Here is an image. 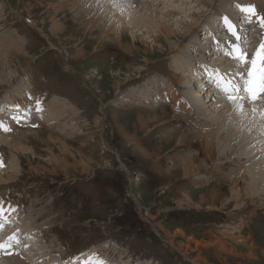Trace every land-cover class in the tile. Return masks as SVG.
Returning <instances> with one entry per match:
<instances>
[{
	"label": "rangeland",
	"instance_id": "374dc122",
	"mask_svg": "<svg viewBox=\"0 0 264 264\" xmlns=\"http://www.w3.org/2000/svg\"><path fill=\"white\" fill-rule=\"evenodd\" d=\"M248 1L259 6L258 1ZM234 2L226 0L221 8L226 17L238 11L241 18H235L236 28L243 36L239 23L244 15ZM61 4L60 0H0V67L6 63L0 103L11 112L17 108L14 112L27 118L18 125L15 119L0 116L4 219L17 225L9 226L11 233L18 231L16 237L28 234L24 236L27 241L16 243V254L26 264H264V197L247 200L246 182L235 190L227 180L236 166L218 155L207 160L200 152L199 137L209 133H205L207 122L195 119L199 105L203 99L207 111L216 109L222 96L212 97L221 92L215 80L213 90L206 84L198 97L194 88L208 80L205 72L211 76L223 67L217 61L215 70L202 66L198 46L211 53L214 39L219 42L223 36L228 51L235 46L226 25L221 33L216 27L224 18L217 12L212 18L213 13L204 7L174 6L182 13L171 16L166 25L175 34L183 26L173 21L194 22L190 14L207 9V17L198 20V39L192 37L195 29L183 39L166 40L162 35L161 44L152 46L155 35L161 36L154 32V21L168 20L146 17L150 12L144 4L129 14L137 24L132 30L137 31L135 42L128 30L120 41L110 34L101 37V30L89 31L86 22L79 21L81 17H73ZM124 19L127 23L128 18ZM146 22L155 27L151 33H145L149 31ZM205 26L211 28L205 31L212 43L198 44ZM252 26L248 33L253 35L256 28ZM253 36L250 46L260 47L264 38L260 41ZM120 42L132 51L123 53ZM187 43L189 48L184 46ZM219 56L215 54L216 59ZM182 76L188 84L180 83ZM193 76L202 80L190 82ZM182 98L192 106L185 109ZM62 99L73 110L49 125L45 116L53 111L52 103ZM255 103L264 106V95ZM219 117L217 110L208 116ZM235 120L226 119L225 125L234 126ZM253 130L250 135H260ZM257 160L264 165V152ZM10 164L15 175L9 174ZM212 191L218 199H210ZM234 192L240 193L241 200ZM8 206L16 211L9 212ZM19 225L24 229H18ZM237 229L240 232L235 233ZM7 230L0 224V241ZM248 235L250 240L242 242ZM38 249L41 252L35 257ZM29 252L31 258H27ZM13 253L4 257L11 260ZM14 262L20 264L17 259Z\"/></svg>",
	"mask_w": 264,
	"mask_h": 264
},
{
	"label": "bare ground",
	"instance_id": "6f19581e",
	"mask_svg": "<svg viewBox=\"0 0 264 264\" xmlns=\"http://www.w3.org/2000/svg\"><path fill=\"white\" fill-rule=\"evenodd\" d=\"M45 1H47V0H45ZM142 1H143V3H140L139 0H115V1L114 0H108V1L107 0H60V2L62 3L61 9H63V10L65 8L69 9V11L73 15V17H75L77 19L81 17L79 19V21L80 20L85 21L86 22L85 27L88 28L89 31L95 32V31L101 30L100 31L101 37L105 38V36H108L110 34V35L116 36L117 41L118 40L120 41L123 38V36H122L123 33L128 30V31H131V35H129V36H131L132 41H134V42L136 41L134 39L137 38V34L134 35L133 33H137V31L133 32L132 30L136 29L137 24H134V21H133L134 18H130L129 14L133 12L132 11V10H134L133 8H138L139 6H142L144 4V6L148 10V12H150V15H147L146 17L150 18V17L162 16L166 20H168V21H161V22L158 21L157 22V20L154 21V19L151 18L150 22L154 21L155 24L157 25V31H154V30L153 31L157 32V34L159 33L161 35V36H158V35L154 34L155 37L150 42V43H153L152 46H156V45L161 44L160 43V41H161L160 37H162V35L166 40L171 39V37H177V38L182 37V39H183V38L190 36V34L195 29H196L195 33L193 34L192 37L193 38L196 37V40H197L198 35L196 33L197 32L199 33V31L201 29L200 27H199V29L196 28L199 25V23H198L199 18L201 16L205 15L206 12H208V11H209V14L211 12L213 13V14H211V17L213 18V16L217 12V15L220 14L222 16V18H224V19H222V23H219L216 25L218 31H220V33H221V29L225 25L224 20H225V18H227V20L235 27L237 35L241 37L240 43L234 42V38L232 36L230 37V40H231V42L233 41L234 43H238L240 45V47L246 52V55L249 58V64L244 66L243 68H238L236 66V61L231 59V57L229 55H226L227 58H226V56L222 55L223 52L227 53V52L231 51V50L228 51L229 47L223 41L224 39L222 37H220L219 42L216 39H214L213 46H214V44H216V45L211 50V53H207L205 51L202 52V50H204V48L199 45L198 46L199 50L198 49L197 50L203 57L202 66L206 65L207 68L215 70L217 67L213 66V65L216 63L214 61H217V62H219L220 67H223L224 69L221 68L220 72L212 73V75H211L212 78H211L209 72L204 71L205 72L204 73L205 74L204 79H208V80H206L205 83H198L197 88H194L195 89L194 94L196 93V95L198 97L200 95L201 91L203 90L204 86H206V84H208V83L210 84L209 87L213 90V87H212V86H214L213 80L217 81V80H219L220 77L227 76V74H229L233 78H235L234 80L236 82H240V77L242 75L246 76V74L250 68V60L255 55L256 51L259 49L258 45L255 46L254 48L252 46H249V44H250L249 40L254 38V36H253L254 34L256 36H258V40H260V41L262 38H264V36H263L264 35V28H261L260 26L256 27L254 25L259 16L264 17V10L263 11L261 10V7L264 5V0H255V1H258L259 6L257 5V3L253 2V1L234 0L235 1L234 3L237 2L236 4L239 6V8L250 6V7H253L254 9H256L255 12H259V9H260V11H262L259 15L253 16L254 19H251L249 16L247 18L245 16L242 17V23H239V24H241L240 29H241V32L244 33L243 36L240 33H238L237 28H236V26H237L236 20L238 18H241L238 11H236L234 15L231 13L230 16L227 15V17H226L225 11L221 8L222 4H224L226 6V4H225L226 0H193L194 2H196V5L191 4L190 1H192V0H188V2L186 0L178 1V2H181L180 4H178V2L174 1V0H142ZM241 2H243V3H241ZM161 4H164L165 7L161 8V11H159L157 9H158V6H160ZM182 4H184V5L188 4L189 5L188 9H193V8L196 9L197 7H199V8L204 7V8H207L208 11H207V9H206V11H204L202 9L200 12H197L199 14H197L196 12H195L196 14L191 13L190 14L191 16L190 15L189 16L192 18V20H194V22H182L180 20H179V22H177V20L173 21L174 22L173 24L179 23L183 26L182 27L183 31L181 29V30H179V32H177V34H175V32L171 30V27L166 25V22L168 23L169 21H172L170 17L173 16L174 14L182 13L179 10H176L174 7V6H181ZM186 9L187 8H185V6H184L183 10H186ZM239 12H241V11H239ZM152 15H154V16H152ZM124 18H128L127 23H125ZM235 18H236V20H235ZM249 21H251V22L249 23ZM150 22H146V24H145L146 29L149 30V31H146L145 33H147V32L151 33L150 28L151 27L153 29L155 28L153 26V24H151ZM239 24H238V26H239ZM250 25L251 26L254 25V26H252V28H256V30L253 32L254 33L253 35L248 33L249 27H251ZM206 27L207 26H205L203 28L205 33L203 35V38H201L202 41H198L197 42L198 44H202V43L207 44V43L212 41V36H209L210 34L205 31V29H208L210 31L211 28L210 27L206 28ZM226 31L229 34H231L228 31L227 27H226ZM224 34L226 37H229V35L226 34L225 31H224ZM207 35L209 37H207ZM251 36H253V37H251ZM227 39H229V38H227ZM203 40H204V42H203ZM228 42H230V41L228 40ZM194 43H196V42H194ZM117 44H119L120 49H122V52L125 54L132 51L131 47L128 44L122 45L123 43L121 44V42L117 43ZM190 44H192V42H190ZM190 44L187 43L184 46H187L189 48ZM224 45H225V47H224ZM173 46H174L173 50H177L176 48L179 46V44L173 45ZM144 47L146 49V46H144ZM231 48H233V45ZM148 49H149V47L146 50H148ZM218 49H219V51H218ZM83 51H84V49H83ZM199 53H198V55H200ZM215 54H218L220 56L216 59ZM24 55H26V54H24ZM184 55H186V54L184 53ZM74 58H76V57H74ZM199 62H200V60H199ZM7 63H8V61H7ZM186 64H187V62H186ZM5 66H6V63H5V65L3 64L0 67V81H2V82H5L3 80V76H2L3 75L2 74V68H4ZM193 77H192V79H190L191 80L190 82L196 83L198 80H200V81L202 80L199 78L197 80L196 76H193ZM182 78H183V80L180 83L188 84L189 80L186 81L184 76H182ZM236 78L237 79L239 78V80H237ZM164 79H165V77H164ZM7 81L9 82V79ZM216 96H222V98H221V100L219 99L216 101L217 108L209 110V111H207L206 104L204 103L203 99H202L203 105H199L198 101L195 99V95L191 96L192 97V103L195 104L196 107H198V105H199V109L197 108L198 109V113L196 114L197 117L195 119L198 122L205 120V122H207L205 133H209L208 135H202L199 137L200 138V144H201L200 152L203 153V156H205V158L207 160L212 161L218 155L219 158H221V157L226 158V160H228V163H231L232 165L234 164V166L237 167V168L235 167V170L232 169L234 171H232V172L229 171L233 175L230 176L229 178H227V177L226 178L228 181L232 182L233 189H235V190L237 188H240L242 182H246L245 185H246V190H247V194H246L247 200H252L254 196L255 197L260 196V198L264 197V165L259 164L258 160H257L258 154H261V152H264V150H262V147H264V119H261V116H264V106L258 105L257 103L250 104L247 102V100H245L244 101V109L245 110H244L243 114H241L242 116H240V114H238L236 111L235 105L233 103H231L229 101V99L224 94H222V92H216L212 95V97H216ZM22 98H23L22 96H18L17 100H22ZM53 98H54V100H58V97H56V96ZM182 101H183V107L185 109H188V107L192 106V104L186 103L184 101V98H182ZM56 102L54 101L52 103L54 105H52L50 108L53 111H51L49 114H47L45 116L44 121L49 123V125L56 124V122L60 118L59 117L60 115H64L68 111L73 110V108L69 107V105L67 104L68 102L66 99L65 100L62 99V102L58 101L59 103L58 102L56 103ZM180 102H181V99L178 102V104ZM0 105H1V103H0ZM60 106H62V107L59 108ZM184 108H183V110H184ZM253 108H255L257 110L256 113L253 112ZM0 109L2 111V113L0 111V116H2V118H3V115H5L4 113L7 112V109H5L4 107H2ZM15 110H17V108H15L12 111L11 115L15 114V112H14ZM216 110H217L218 114H220V117L217 118L216 120H214L212 118H208V116L209 117L213 116V113H215ZM58 111H59V113H58ZM33 114L35 115L36 112H33ZM38 116H39V114H37V117ZM189 116H190V112L187 113V118H190ZM231 117H233V118L235 117V119H236L234 126H232L231 124L225 125L227 122L226 119H229ZM255 117L260 118L261 121L258 122L255 119ZM42 119H44V118H42ZM42 119H40V123H41ZM191 119H192V121L194 120V118H191ZM255 121H257L258 123L254 124ZM228 122H230V120H228ZM194 123H196V122H194ZM252 129H254L253 132H258L260 135H257V136H254L253 134L250 135V133L252 132ZM230 141H231V143H230ZM225 155H228V157ZM229 155L233 156L234 158H230ZM193 160H196V159H193ZM224 163H227V162H224ZM244 165L246 166L245 168H243ZM15 172L16 171L13 169V164L12 165L10 164L9 174L15 175L16 174ZM193 172H194V170H193ZM197 173H199L198 168H197ZM197 173H194V174H197ZM184 174H185L184 177L186 178L188 176L186 168H184ZM12 178H9V179H12ZM3 180L4 179L2 177H0V183ZM232 194L236 195L238 200H241V199H239L240 193L238 195H237V192H234ZM209 197L212 200L218 199V197L215 195L214 191L210 192ZM13 218H14V216H13ZM10 223L13 226L15 225L13 223V221L8 222V224H10ZM15 227H17V225H15ZM20 228L24 229V227L22 225H19L18 229H20ZM238 231L240 232V230H238V229H237V231H234V232L237 233ZM24 236L28 237V234H23L22 237L21 236L16 237L15 240L18 242H21V240L27 241V237L25 239ZM250 237H251V235H248L245 237V240H241V241L244 242L246 240H250ZM11 239H13L12 235L7 234L6 236H4L3 241H0V242H3L4 244L6 243L9 245V243L7 241L10 242ZM250 243H252V242H250ZM250 245L253 249L254 244L252 243ZM9 246L13 247L14 250H16L15 245L13 243H10ZM18 246L23 247L21 244H19ZM107 247L110 248L109 245L105 246V248H107ZM11 252H14L13 256L15 257V258L12 257L11 260H8V258L4 257V255L0 253V256H2V257H0V264H16L14 262L16 259H17L18 263L26 264L23 261L24 259L22 260V256L16 254L15 251L11 250ZM36 252L37 253L34 255H36L35 257H38L37 254H39L41 252V249H38ZM30 254L31 253L29 252L27 258L28 257L31 258ZM91 254H93V251L91 252ZM44 257L48 258L49 256L46 255ZM251 257H253L252 254L250 255V258ZM49 258H51V257H49ZM30 260H32V259H30ZM104 260H107V259L105 258ZM32 261H30V262H32ZM193 262H195V264L200 263L198 261H193ZM43 263H45V262H43Z\"/></svg>",
	"mask_w": 264,
	"mask_h": 264
},
{
	"label": "snow or ice",
	"instance_id": "6c2138e0",
	"mask_svg": "<svg viewBox=\"0 0 264 264\" xmlns=\"http://www.w3.org/2000/svg\"><path fill=\"white\" fill-rule=\"evenodd\" d=\"M240 11L242 13L248 14L250 16H255L256 12L253 7H241ZM251 21H249L250 23ZM224 23L234 38V42L241 40V37L237 35L235 27L225 18ZM260 27L264 28V17L260 18ZM229 55L231 59L236 61V66L238 68H243L249 64V58L246 52L240 47L238 43L231 49L230 52L225 53ZM246 79L244 76L240 77V82H236L229 79L227 76H222L219 80L215 81L217 88L224 94L231 103L236 107L238 114H243L244 112V101L247 100L248 103L254 104L261 95H264V43H261L259 49L256 51L255 55L250 60V68L246 74ZM256 109L253 108V112L256 113ZM264 119V116H261ZM8 129H5L7 131ZM2 166V165H0ZM9 212H15L16 209L8 206ZM5 215V205L4 201L0 200V224L4 222ZM14 238L10 240L9 243H17ZM8 245H0V251H7Z\"/></svg>",
	"mask_w": 264,
	"mask_h": 264
}]
</instances>
